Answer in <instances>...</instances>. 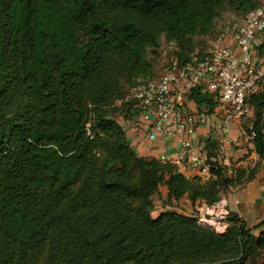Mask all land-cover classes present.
Segmentation results:
<instances>
[{
	"label": "trees",
	"instance_id": "16d2710c",
	"mask_svg": "<svg viewBox=\"0 0 264 264\" xmlns=\"http://www.w3.org/2000/svg\"><path fill=\"white\" fill-rule=\"evenodd\" d=\"M258 2L0 0V264H232L264 250L254 234L264 221L247 227L231 213L218 235L198 215L152 217L162 185L165 205H212L244 173L230 178L214 163L207 182L188 179L138 156L115 120L139 115L133 101L125 109L124 86L157 77L146 57L162 36L172 64L187 65L220 12ZM196 37H207L198 50ZM188 99L207 115L217 105L199 87ZM263 101L249 99L261 161ZM204 144L215 156L216 143Z\"/></svg>",
	"mask_w": 264,
	"mask_h": 264
},
{
	"label": "built area",
	"instance_id": "2783aa9c",
	"mask_svg": "<svg viewBox=\"0 0 264 264\" xmlns=\"http://www.w3.org/2000/svg\"><path fill=\"white\" fill-rule=\"evenodd\" d=\"M232 34L231 45L224 43L223 35L211 39L201 55L192 57L191 63L170 64L156 78L130 88V101L135 102L140 118L150 126L149 138L152 135L151 140L163 137L175 141V158L161 156V162H169L177 169H197L207 178L211 177L214 163L227 169L220 147L213 156L204 143L193 139L198 126L210 123L207 114L188 107L189 94L198 87L222 109V116L212 124V131L221 136L220 142H232L230 125L234 119L246 120L245 133L253 142V109L249 99L264 94V0L244 14ZM261 121L264 123V101ZM233 202L238 204L235 199ZM230 214L229 200L221 197L202 208L198 222L210 225L216 234L222 235L230 227Z\"/></svg>",
	"mask_w": 264,
	"mask_h": 264
},
{
	"label": "crops",
	"instance_id": "0c3cea01",
	"mask_svg": "<svg viewBox=\"0 0 264 264\" xmlns=\"http://www.w3.org/2000/svg\"><path fill=\"white\" fill-rule=\"evenodd\" d=\"M223 36H225V44L231 45L233 43L232 32L227 33L226 31ZM188 107L197 110L192 100L188 101ZM222 114L221 107L215 106L212 112L208 114L210 123L198 126L193 139L197 143H204L205 140L210 139L223 150V156L228 164L227 169H225L227 177L233 178L238 173H244V177L240 180L241 183L235 188H230L226 197L229 200L230 212L237 214L247 227H252L264 221V161L260 160L255 152L253 142L245 133L246 120H232L230 125L232 142L230 144L220 142L222 140L221 136L219 133L212 131V124L218 122ZM120 126L126 133L129 146L138 156L158 160L161 156L168 160L175 158V141L163 137L151 140L149 138L150 126L139 115L134 116L132 120H122ZM178 171L188 179L200 178L202 182L208 179L200 175L197 169L178 168ZM249 174H251L250 178H248ZM166 195L167 188L165 197ZM222 197L225 196L222 195ZM233 199L238 202L237 205L234 204ZM179 202L186 204V208L191 206L186 197ZM230 203H232V208ZM205 206L206 204L203 201L198 200L195 202L193 209L199 213Z\"/></svg>",
	"mask_w": 264,
	"mask_h": 264
},
{
	"label": "rangeland",
	"instance_id": "374dc122",
	"mask_svg": "<svg viewBox=\"0 0 264 264\" xmlns=\"http://www.w3.org/2000/svg\"><path fill=\"white\" fill-rule=\"evenodd\" d=\"M243 16L244 14L226 7L222 12H220L219 16L214 20V27L211 35L209 36V40L225 35L226 31L227 33L233 32V29L239 24ZM207 37H196L194 39L196 50L203 48V45L206 41L205 39ZM172 50H173V45L169 43V41H167L165 36H162L160 38L159 46L157 47V49H150L147 51L146 58L150 64L149 76H154V75L159 76V74H161L170 64H172L173 61ZM130 88L131 86H126V85L124 86L123 103L126 105L125 106L126 110L128 106L131 104V101L128 97ZM117 104L119 105L120 103L118 102ZM126 114L127 115H125V117L119 114L115 116V120L118 122L119 125L122 122V120L126 121L133 119V117L130 116L129 112H127ZM150 139H152V135L150 136ZM208 180L209 178L205 182H207ZM166 188L167 187L165 185L160 186L158 193L154 196V205L152 210H150L152 217H155L158 213L162 212L164 209L174 210L178 213H185L191 217H196L198 215V211L193 209L194 204L193 205L191 204V206L187 208H186L187 205L182 204L181 202H177V203L175 202L172 204L165 205L163 201L165 199ZM223 196L226 197L227 193H223ZM230 207L232 208V203H230ZM201 225L213 231L210 225L208 224H201ZM263 233H264V227H262L257 231H254L256 237L259 235H263ZM261 263H264V250H258L255 256L246 258L245 260L237 259L232 264H261Z\"/></svg>",
	"mask_w": 264,
	"mask_h": 264
}]
</instances>
